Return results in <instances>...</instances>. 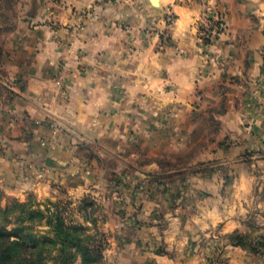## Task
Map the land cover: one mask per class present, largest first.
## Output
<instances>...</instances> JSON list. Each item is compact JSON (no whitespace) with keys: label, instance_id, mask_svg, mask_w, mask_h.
Instances as JSON below:
<instances>
[{"label":"crops","instance_id":"1","mask_svg":"<svg viewBox=\"0 0 264 264\" xmlns=\"http://www.w3.org/2000/svg\"><path fill=\"white\" fill-rule=\"evenodd\" d=\"M160 2L27 0L1 35L0 185L100 195L101 170L132 169L145 222L119 233L142 238L144 264H264L230 240L264 234L261 20H228L205 46V5Z\"/></svg>","mask_w":264,"mask_h":264},{"label":"rangeland","instance_id":"2","mask_svg":"<svg viewBox=\"0 0 264 264\" xmlns=\"http://www.w3.org/2000/svg\"><path fill=\"white\" fill-rule=\"evenodd\" d=\"M188 3H200L205 5V12L199 22L200 36L209 33H216L215 44L221 34L228 27V20H261V27L264 32V0H185ZM27 0H0V63L3 41L1 35L13 29L18 20L25 19V8ZM162 6V2L157 7ZM168 14V13H167ZM167 14L165 20H167ZM172 14V13H169ZM172 16L175 15L172 14ZM223 20L215 22L212 20ZM211 46V45H210ZM2 75V72H0ZM167 149V143L164 144ZM162 172H167V153L161 156ZM100 165L112 167L116 164L113 160L100 162ZM102 171L101 194L89 193L80 197L73 195L66 189H60V193L55 196L49 194L41 197L34 189H29L24 196L7 194L0 185V222L2 217L10 216L13 226L15 217L22 210L23 216H29V211L35 210L39 215L26 222L41 234L55 237L56 233L63 228L70 232L71 236L88 237L83 244L95 248L89 261H85L82 252L74 251L71 259H68L69 251L63 252L61 248L67 246L69 241L76 242L75 239L66 237L65 233H58L57 244L51 246L52 251L45 254L46 263L49 264H144L145 253L143 252L142 238L133 239L131 235H123L119 230L129 225L130 222H145L144 219L137 220V211L133 209L136 204L129 196L133 192L131 184L133 181V170L118 169L116 171ZM128 172V174L126 173ZM132 175V176H131ZM167 177V174H165ZM164 176V177H165ZM137 190V185L133 186ZM140 188V187H138ZM127 192V193H126ZM123 198V200H122ZM19 203L26 206L19 207ZM8 209L6 214L5 210ZM264 217V214H262ZM260 217H250L249 223L252 226L261 225ZM129 221V222H128ZM68 242L64 243L63 240ZM122 239V240H121ZM215 241L214 255L219 256L224 253L223 244L219 243L218 237H213ZM233 244H248L256 254L264 256V234L252 235L249 233L238 234L230 238Z\"/></svg>","mask_w":264,"mask_h":264},{"label":"trees","instance_id":"3","mask_svg":"<svg viewBox=\"0 0 264 264\" xmlns=\"http://www.w3.org/2000/svg\"><path fill=\"white\" fill-rule=\"evenodd\" d=\"M26 206L25 203H19V207ZM8 209L5 210V214ZM24 211L15 217L13 226H10L12 220L8 217H2L0 222V264H49L46 263L45 254L48 255L52 251L53 245L57 244L58 233L64 232L66 237L71 236L70 232L64 231L61 228L55 235L51 237L49 235L41 234L36 231L32 226L26 225V222L30 219H34L39 215L38 211H29V216L24 215ZM88 237L83 236H71L70 239H75L76 242L63 240L67 243V246L61 248V251H69L68 259L73 256L72 250L82 252L85 261H89L95 248H91L89 245L83 244ZM65 264H71L66 262Z\"/></svg>","mask_w":264,"mask_h":264},{"label":"built area","instance_id":"4","mask_svg":"<svg viewBox=\"0 0 264 264\" xmlns=\"http://www.w3.org/2000/svg\"><path fill=\"white\" fill-rule=\"evenodd\" d=\"M174 16H172V14H167V20H166V22H167V25H169V24H171L173 21H174ZM220 18H219V16L217 17V20H212V21H215V22H218V21H220V24H222L223 22V20H219ZM202 35L200 36L201 37V39L203 40V42H204V44H205V46H210V45H212V43L215 41V39H216V33L214 34V33H209V34H206V35H204L203 33H201Z\"/></svg>","mask_w":264,"mask_h":264},{"label":"water","instance_id":"5","mask_svg":"<svg viewBox=\"0 0 264 264\" xmlns=\"http://www.w3.org/2000/svg\"><path fill=\"white\" fill-rule=\"evenodd\" d=\"M151 2H152L155 6H159V5H160V0H151Z\"/></svg>","mask_w":264,"mask_h":264}]
</instances>
